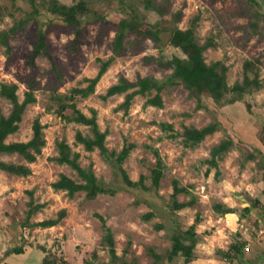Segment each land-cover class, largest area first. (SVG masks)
Returning <instances> with one entry per match:
<instances>
[{"label": "rangeland", "instance_id": "rangeland-1", "mask_svg": "<svg viewBox=\"0 0 264 264\" xmlns=\"http://www.w3.org/2000/svg\"><path fill=\"white\" fill-rule=\"evenodd\" d=\"M57 1L73 9L71 0ZM142 1L88 0L90 11L85 15L78 14L84 31L75 51L71 49L74 38L72 30L43 10L36 20L9 37V54L0 46V85L16 84L20 101L27 90L26 77L30 68L26 60L35 43L38 23L46 33L50 54L61 75V79L56 80L55 74L50 71L49 60L44 56L36 58L40 85L34 92L36 102L26 107L18 131L5 141L27 142L32 137V123L38 118L43 126L45 147L36 161L28 164L17 155H0L2 162L26 165L31 170V175L25 178L0 171V260L12 255L18 246L24 247L27 253L25 259L16 257V264L23 261L25 264H37L43 255L62 258V252L58 251L61 249L60 237L64 234L73 241L76 237L89 238L86 242L88 245L74 241L67 248L68 253L74 244H78L76 248L84 251V264H111L108 247L102 242V222L97 215L112 231L115 249L120 256L115 264L165 263L175 228H188L196 214L202 216L196 232L200 244L204 242L195 249L196 253L209 257L210 252H214L222 256L219 253L222 249L217 247L216 240L211 243L209 238L216 230L210 220L212 205L230 196L240 209V204H250L255 196L257 199L263 198L264 190L260 182L264 181V153L258 152L257 147L262 146L261 127L264 123V0H153L156 6L167 7L163 16L145 10ZM0 6V31L7 30L30 10L22 0H0ZM129 7L135 8L146 24L159 23L167 29L193 28L199 45L211 40L213 47L203 53L205 62L211 64L220 61L227 68L226 83L229 87L236 82L241 83L246 60L258 61L261 86L242 94L232 104L218 103L206 92L189 89L180 77L170 78L172 69L158 65L174 56L184 58L178 49L168 43L169 33L166 31L159 35V41L135 34L127 36L124 52L112 60L95 86L94 93L82 99L81 90L87 85L84 79L96 76L100 67L98 60L105 62L111 58L117 24L127 16ZM175 13H179L178 20L173 19ZM145 58L153 60L145 62ZM119 77L129 82H135L137 77H153L165 82L159 94L162 108L143 107L147 97L142 96L133 98L126 113L119 108L124 94L102 101L100 96L108 87L116 84ZM249 77L252 78V75ZM69 92L75 94L76 107L85 116L91 117V110L96 112L99 131L108 132L104 142L108 151L119 153L124 145H135L122 168L133 182L144 176L148 190L127 188L121 174L102 159L97 149L85 152L81 145L75 144V133L91 136L90 129L63 121L57 113L58 104L52 98L54 93L68 96ZM154 95L155 91H152L151 96ZM10 109V104L0 98V116H7ZM65 113L70 114L69 111ZM213 122L219 123L217 131L195 148L189 147L181 137L168 139L169 132L162 131L154 124H172L174 130L181 134L184 126L200 129ZM60 140H65L73 151L79 153L80 167L86 169L91 165L95 178L116 190L115 196L99 195L95 200H87L84 192L69 198L63 191H53L51 184L61 174L80 183L77 174L69 167L49 161V158L57 156L55 142ZM226 140L232 142L231 147L222 155V159L217 160V167H212L207 162L210 150ZM154 150L158 151L164 165L157 189L151 185L150 179V171L156 161ZM250 153L254 156L252 161L247 160ZM173 181L188 191L176 197L178 202H187L191 197L195 199L191 208L176 213L170 211ZM30 199L43 207L30 217L29 223L56 219L58 212L65 210L59 227L27 226L25 219ZM150 211L154 213V218L142 222L140 217ZM252 213V218L258 216L255 210ZM157 224L163 227L159 232L153 229ZM219 234L218 239H223ZM203 237L206 240L202 241ZM222 246L224 248L226 243H222ZM100 250L103 253L98 257Z\"/></svg>", "mask_w": 264, "mask_h": 264}, {"label": "trees", "instance_id": "trees-1", "mask_svg": "<svg viewBox=\"0 0 264 264\" xmlns=\"http://www.w3.org/2000/svg\"><path fill=\"white\" fill-rule=\"evenodd\" d=\"M14 2V0H11ZM28 4L30 10L25 12L23 17L16 20L11 27L7 30L0 31V46L4 47L5 52L9 54V37L15 35L19 30L26 26L31 21L36 20L40 15L41 10L50 14L53 17L58 18L63 24L72 30L74 36L71 41V49L76 50L77 44L83 39L84 27L81 25L78 14L85 15L90 11L88 6V0H71L73 3V9L65 4L60 3L57 0H22ZM13 4V3H12ZM143 8L147 11H153L158 16H163L167 7L165 5L156 6L153 0H143ZM2 7L0 6V15ZM126 17L121 19L117 24L115 36L112 42V56L109 60L103 62L98 60L100 67L95 77L86 78L84 81L87 83L86 87L82 88L80 97L82 99L94 93L95 86L105 74L106 70L110 66L112 60L118 57L124 52V42L127 36L135 34L137 37H144L154 41H159V35L162 32L169 33L168 43L175 49H178L183 59L179 57H172L170 60L164 63L159 62V66L162 68H168L173 70V75L170 78L180 77L186 82L189 89H196L201 93L210 94L211 98L218 102H224L232 104L244 93H249L252 89H258L261 85L258 81L259 75V62L246 60L243 63V78L241 83L236 82L233 86L229 87L226 83L227 68L220 62H214L206 64L203 53L210 47H213V42L207 40L203 45H199L195 39L193 28L181 30L177 27L167 29L161 27L159 23L146 24L137 10L133 7H129L126 10ZM173 19H179V13L173 14ZM38 29L36 32V39L33 45V49L30 52L26 65L30 68V73L26 77L27 90L23 93V99L20 101L17 95L18 86L16 84L0 85V98L6 100L10 106V112L7 116H0V155H17L21 157L26 163L31 164L36 161V157L41 154L42 149L45 147V140L43 134V126L40 124L39 119H34L31 130L32 137L27 142H12L6 143L8 136L15 134L19 129V124L22 120V115L27 106L36 102L34 92L39 88L38 71L35 65V60L39 56L46 57L51 63V73L55 74L56 80L61 79V75L58 73L54 60L50 54V46L46 33L44 32L40 23H38ZM131 44V43H129ZM137 53V51H134ZM153 58H145V62H150ZM184 61V63L182 62ZM186 62V63H185ZM252 75V78L249 75ZM165 87V82H159L153 77H137L135 82H129L124 77H119L116 84L108 87L103 95L100 96L102 101H106L116 95L124 94V100L119 105V108L126 113L131 105L134 97L142 96L147 97L143 104V107H154L161 109L162 102L160 99V92ZM155 91V95L151 96V92ZM228 95H232L231 98H226ZM75 94L69 92L68 96H63L54 93L53 100L57 102V113L59 117L66 123H74L81 126L88 127L91 132V136H84L81 132L75 133V144L81 145L85 152H92L94 149L99 151L102 159L110 164L116 172L121 174L122 182L124 186L131 189L142 188L148 190L144 184L145 177L140 176L138 181L133 182L129 179L126 172L122 168L124 161L128 158L130 152L135 148V145L130 143L122 147L119 153L114 151H108L105 147V138L108 135L107 131L100 132L96 123V112L91 110V117L85 116L80 112L75 103ZM199 107V106H198ZM69 111L67 115L65 112ZM65 113V114H64ZM162 131L169 132L168 139H174L181 137L183 141L191 148L197 147L204 139L214 134L218 127V122L210 123L203 128L197 129L194 127H183L181 134L177 133L172 124L167 123H154ZM261 139L264 144V126L261 129ZM232 142L230 140L221 141L217 146L210 150V159L207 161L212 167H217V160L222 158V155L228 151ZM55 148L57 150V156L49 158V161L62 166L65 165L73 170L80 180L76 182L71 178L61 174L59 179L51 184V188L54 192L63 191L67 197L72 198L74 194L84 192L87 200H95L99 195H105L113 197L116 194V190L106 187L102 182H99L93 174L92 167L89 165L86 169L80 167L78 159L80 157L78 152L72 150V148L66 143L65 140L55 142ZM155 166L150 171L151 185L154 188L159 187L160 180L163 176L164 165L158 154L157 150H154ZM254 159L253 154L247 155V160L252 161ZM264 164V160H263ZM0 171L5 172L12 176L28 177L31 175V170L26 165H16L12 163H5L0 161ZM172 204L169 207L172 213L179 212L185 208L193 206L195 199H191L187 202H178L176 197L181 193H187L185 187H179L176 181L172 182ZM31 197V193L28 192ZM259 205L258 201H253L252 206ZM28 210L26 211V225L30 228H51L59 224V222L65 217L66 211L60 210L56 219L43 220L39 223H29V219L33 214H36L41 210L43 205H37L33 203L32 199L27 203ZM214 213L223 216L229 213H234L235 210L225 207L222 204L214 203L212 205ZM242 212L248 213L249 208H244ZM101 219L102 228L104 229V237L102 242L108 247V253L111 259H115V249L112 232L109 228L105 227L104 220ZM154 218L152 211L143 214L140 219L142 222H148ZM199 214H196L193 224H191L186 230L182 228H175L173 235L171 236V246L168 255V260L174 257L180 256L183 258L184 263H189L194 259L193 251L198 243L195 227L199 224ZM162 225L157 224L153 226V229L157 232L162 230ZM232 246L229 247L231 251ZM242 248V244L235 249V252ZM24 252L23 247H18L13 251V254H22ZM228 254H224L225 257ZM40 264H63L52 256H45Z\"/></svg>", "mask_w": 264, "mask_h": 264}, {"label": "crops", "instance_id": "crops-1", "mask_svg": "<svg viewBox=\"0 0 264 264\" xmlns=\"http://www.w3.org/2000/svg\"><path fill=\"white\" fill-rule=\"evenodd\" d=\"M263 126H264V123L262 127ZM260 147L261 148L257 147V151L264 153V144L262 143V146ZM260 183L263 186V190H264V181ZM258 184L259 183L255 185H258ZM250 185H253V184H250ZM246 191L248 192L247 189ZM255 197L256 198H254L253 201L257 200L259 202V205L256 207L252 206V202H251L250 204L249 203L240 204L241 208L238 209L239 205L230 196L228 198H223L221 203L216 202V203L224 205L227 208L235 210L234 213H229L223 216H220L214 213L211 207L210 220H211L212 225L215 226L216 230H215V234L209 238L211 240L210 241L211 243H214V241L216 240L215 242H217V247H220V249H222V251L220 250L221 252H219L220 254H222V256H217L216 254H214V252H210L209 257L200 256L199 254L196 253L197 251H195V249L197 247L202 246L204 243L203 242L202 244H200L201 240L199 239L198 234L196 232V227L199 226V224H201L202 222V218H201L202 216L199 215L200 222L195 227V232L198 237V243L193 251L194 259L190 261L189 263H184L183 258L180 256L174 257L171 260H168V256H167L165 263L163 264H264V195H262L263 198L257 199V196ZM244 208H249V212L248 213L242 212ZM253 210H255L258 214L256 218H252ZM177 216L179 217V213H177ZM56 227H59V225H56L55 227H51V229L52 228L55 229ZM186 229L183 228V230H186ZM223 229H224V232L221 233V230ZM218 234L219 236H222L223 239L219 240L217 236ZM60 238H61L60 239L61 249L58 251V253L62 252V258L61 256L60 257L56 256L58 257V259H56L55 257L54 258L58 260L59 262L60 261L63 262V264H78L79 262L81 264H84V251H81L79 248H76V246L78 247V244H74L73 249L71 248L72 251H69L68 253H67V250H68L67 248H69V246H71L74 243V241L86 243L89 241V238L88 240H86L84 239V236L83 238L76 237V239L73 241L69 237H65L64 234H62ZM202 239H203L202 241L206 240L205 237H203ZM113 242H114V249H115L114 237H113ZM218 242L220 243V246H218L219 245ZM222 243H226V246L224 248L222 246ZM240 244H242V248H240L239 251L235 252V249H237ZM230 246H232L231 251H229ZM23 250L24 252L22 254H18V255L12 254V255H7L1 258L0 264H16L14 262L16 257L17 258L24 257L23 259H25V255L27 252L24 249V247H23ZM100 253L102 254L103 251L100 250L97 252L98 257H101ZM67 254H69L70 256H67ZM224 254H228V255L224 257L223 256ZM45 256L44 255L41 256V260L39 259L40 261L37 264H40ZM115 256H116L115 259L110 258L111 264H115L119 260L120 256L116 252V249H115ZM10 258L14 259V260H11L13 262L9 261ZM19 264H25V262L23 261L22 263H19ZM90 264H102V263L95 262V263H90Z\"/></svg>", "mask_w": 264, "mask_h": 264}]
</instances>
